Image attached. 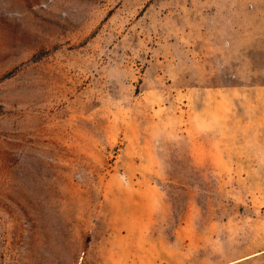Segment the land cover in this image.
Returning <instances> with one entry per match:
<instances>
[{"label":"rangeland","instance_id":"rangeland-1","mask_svg":"<svg viewBox=\"0 0 264 264\" xmlns=\"http://www.w3.org/2000/svg\"><path fill=\"white\" fill-rule=\"evenodd\" d=\"M0 264H264V0H0Z\"/></svg>","mask_w":264,"mask_h":264}]
</instances>
